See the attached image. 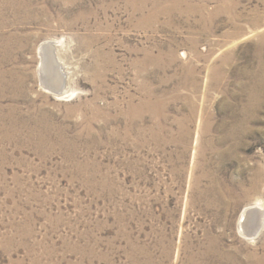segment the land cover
I'll list each match as a JSON object with an SVG mask.
<instances>
[{"label":"rangeland","instance_id":"374dc122","mask_svg":"<svg viewBox=\"0 0 264 264\" xmlns=\"http://www.w3.org/2000/svg\"><path fill=\"white\" fill-rule=\"evenodd\" d=\"M0 56V264H264V0H0Z\"/></svg>","mask_w":264,"mask_h":264},{"label":"bare ground","instance_id":"6f19581e","mask_svg":"<svg viewBox=\"0 0 264 264\" xmlns=\"http://www.w3.org/2000/svg\"><path fill=\"white\" fill-rule=\"evenodd\" d=\"M142 1V0H141ZM186 1V0H185ZM66 4V3H65ZM225 5V2H224ZM225 7V6H224ZM227 7V6H226ZM8 11V10H7ZM147 11V10H146ZM224 11V9H223ZM225 13V12H224ZM209 15V14H208ZM239 16V15H238ZM146 17V16H145ZM150 17V16H149ZM217 17V16H216ZM236 17V16H235ZM229 18V17H228ZM142 19V18H141ZM151 19V18H150ZM145 20V19H144ZM147 20V19H146ZM146 22V21H145ZM201 27V26H200ZM57 40V39H56ZM43 41V40H42ZM58 42V41H57ZM57 42L55 41H45L42 43L39 48V74L43 87H45L49 91H53L56 94H61L66 90L67 82L70 80L69 72L63 67L60 61V58L57 57L56 60L53 61V57L50 55L53 52H48V47H53L57 45ZM60 42V41H59ZM58 42V43H59ZM62 43V42H61ZM59 51V50H58ZM58 54V53H57ZM53 55V54H52ZM59 56V54H58ZM1 57V56H0ZM63 57V56H62ZM225 59V58H224ZM65 62V61H64ZM136 62V61H135ZM143 63V62H142ZM64 65V64H63ZM139 65V64H138ZM221 65V64H220ZM67 66V65H66ZM150 66V65H149ZM15 69V68H14ZM216 69V67H215ZM211 71V70H210ZM215 71V70H214ZM38 73V72H36ZM212 75V73H211ZM215 78V77H214ZM217 78V77H216ZM210 79V78H209ZM220 79V78H219ZM214 80V79H212ZM216 84V83H215ZM8 85V84H7ZM41 86V87H42ZM214 86V85H212ZM238 86V85H237ZM12 88V87H11ZM216 88V87H215ZM44 89V88H43ZM45 89V90H46ZM69 89V88H68ZM74 91V90H73ZM72 91V92H73ZM68 93V92H66ZM65 93V94H66ZM242 93V92H241ZM55 94V95H56ZM62 94V95H63ZM64 94V95H65ZM60 96V95H59ZM63 97V96H62ZM252 100V99H251ZM142 102V101H141ZM254 104V103H253ZM257 104V103H256ZM255 104V106H256ZM134 105V104H133ZM145 106V105H143ZM249 106V105H248ZM259 108V107H258ZM132 109H135V107L132 106ZM241 109V108H240ZM251 109V107L249 108ZM141 112V111H140ZM256 114V113H255ZM5 116V115H4ZM237 117V116H236ZM154 118V117H153ZM19 119V118H18ZM25 120V119H24ZM243 121V120H242ZM24 122V121H23ZM235 131V130H234ZM161 132V131H160ZM130 133V132H129ZM152 133V132H151ZM187 137V136H186ZM158 140V139H157ZM259 170V169H258ZM261 178V177H260ZM260 178L253 179L246 192H244V196L248 197L250 195L253 196L258 192L259 184H260ZM262 185V184H261ZM215 189V188H214ZM215 191V190H214ZM205 192H207L205 190ZM207 194V193H206ZM205 197V194H203ZM219 196H223V193H219ZM227 199V198H226ZM215 201V200H214ZM209 202H207L208 204ZM211 204V203H209ZM237 228L238 232L248 238L249 240H254L256 237L259 236L264 231V205L260 198H257L256 201H254L252 204H249L245 206L240 214L239 220L237 222ZM208 233V232H207ZM208 236V235H207ZM209 243V242H208ZM207 243V244H208ZM204 246V245H203ZM204 252V251H203ZM208 254V253H207ZM212 255V254H211ZM224 260V259H223ZM261 260L264 262V254L261 256Z\"/></svg>","mask_w":264,"mask_h":264}]
</instances>
